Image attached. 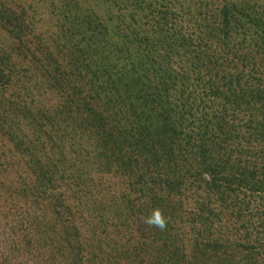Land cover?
<instances>
[{
  "label": "trees",
  "instance_id": "obj_1",
  "mask_svg": "<svg viewBox=\"0 0 264 264\" xmlns=\"http://www.w3.org/2000/svg\"><path fill=\"white\" fill-rule=\"evenodd\" d=\"M107 1L128 9V0ZM158 4L160 12L149 6L152 33L138 40L140 33L128 38L109 8L105 18L125 40L105 52L107 30L100 34L97 17L79 2L0 0V161L25 160L31 181L23 210L12 202L19 220L11 213V234L19 229L26 252L18 263L2 254L0 264H264V234L251 241L235 203L236 193H264V185L250 183L254 165L247 168L243 146L233 154L231 129L232 119L247 121L264 155V0ZM179 10L194 23L189 28L200 17L210 25L204 40L176 25ZM75 138L86 139L94 156L73 151L84 156L82 172H90L66 180L59 168ZM181 163L191 170L195 164L199 186L184 178ZM104 175L118 177L121 189L108 191ZM57 183L81 190L77 202L91 220L96 252L80 251L74 223L40 221L38 207ZM96 184L103 192L96 187L94 196ZM196 192L197 216L189 212ZM155 207L168 218L163 232L140 221ZM97 231H116V238L102 240ZM57 235L68 239V253L56 254L63 247L55 250ZM38 239L47 254H33Z\"/></svg>",
  "mask_w": 264,
  "mask_h": 264
},
{
  "label": "rangeland",
  "instance_id": "obj_2",
  "mask_svg": "<svg viewBox=\"0 0 264 264\" xmlns=\"http://www.w3.org/2000/svg\"><path fill=\"white\" fill-rule=\"evenodd\" d=\"M73 3H78L79 2V7L82 8L83 10H86L88 12H92L94 16L97 17L96 21H94V27H98L100 34L105 32L106 37H104V40L106 41V38H108L103 46H101V49L107 48L105 52H109L115 45L116 43H124V40L118 41L116 38V31H115V26L111 25L110 23L107 22L105 16L106 12L109 8H112L114 11V16L116 19V22L119 24H123L122 28L128 29V38L132 40L131 34L133 32H139V36L136 37L138 40L139 37L145 36L144 34L147 32L152 33V30L149 29V27L146 28L147 25L152 23V16L150 15V9L149 6H152L154 9H156L158 12H160L158 9V2L160 3V0H154V2H151L150 0H147L148 4H144V0H128V9H126L125 6L123 5H118L115 7L111 3H109L107 0H70ZM101 6V8L96 9L97 6ZM175 6H179L178 3L174 4ZM148 7V8H147ZM177 14V13H176ZM179 17L176 18V25L178 27L182 28L183 30L187 29L186 31H189L192 36L197 39L198 36H202V39L208 35L210 28L208 24H205L203 21L202 17L198 18V27H191L193 26L194 23H190V19L187 17L186 13L182 12V10L178 11ZM159 18L158 16L154 17V22H156V19ZM131 21L134 22V25H128L126 26V23H130ZM197 26V25H196ZM152 27V26H150ZM193 37V38H194ZM154 37H152L153 39ZM127 39V38H126ZM135 40V41H136ZM207 41V40H206ZM196 42L194 46H197L198 41ZM204 42H201L203 44ZM207 44V43H204ZM123 56L126 58L127 55L123 54ZM128 62V61H127ZM126 62V63H127ZM179 91L181 89L179 88ZM231 126H233L232 129V152L235 151V145H240L243 146V151L246 154L243 155V159L245 162L251 161L252 163L247 166V168H251L254 165V169L251 170L253 171L254 177L252 178L253 180L250 181V183L255 184L257 186L258 182H262L264 185V180L263 178V173H264V155L262 151L259 149H256L257 146L255 145V139H258V134L256 133H251L249 126L247 125V121L242 123V121H237L236 119L231 120ZM234 131H237L236 133ZM254 136V138H253ZM86 139H82V141H79L77 138L71 140L69 142L70 146V152L66 154V160L65 164L61 165L59 168V173L62 174V176L65 177L66 180H68L70 177H73L75 175L76 177H79L80 172L83 171V163L80 162L84 160L81 159L82 155H80L81 151L84 152L85 154H89L90 156H94L91 152L93 151L92 147H89L86 145ZM247 143L251 144L250 148L246 145ZM254 149V151H253ZM73 151L79 152L74 153ZM183 151V150H182ZM72 152V153H71ZM234 154V152H233ZM87 155V156H89ZM86 156V155H85ZM180 159V158H179ZM193 157L189 156L188 162L193 163L192 161ZM235 160L236 157H235ZM88 165V164H86ZM181 165L185 166V172L186 175L184 178L190 179L189 181L191 183H195L199 186V181L200 177L197 173V167H195L194 164V169L191 170L188 165L185 163H181ZM28 165L25 160H20V158L16 159H6L2 158L0 161V184L2 185L0 189V202L2 204L10 209V212H6V209H4V206L0 204V261L1 258L3 257L2 254L7 255L8 257L11 256L14 260L19 261L22 260L24 256V251L26 252V247H22L20 244L21 238H19L17 235V232L19 229H16L15 232H13V235L11 234L12 229H14V223L13 219H11V213L13 208H21L23 210V207L25 206L27 201V198L29 195L26 193V189L28 188L26 184H28L30 181V176L28 175ZM90 172L87 170L86 172H82L83 174ZM91 172H95L92 170ZM95 176L97 174H94ZM256 175V177H255ZM187 176V177H186ZM61 177V176H60ZM59 177V178H60ZM101 183L108 187V191L111 190L113 192H116L117 190L121 189V184L119 183V179L116 176H111V175H104L99 178ZM187 182V180L185 181ZM201 182V181H200ZM99 183V182H98ZM58 187L54 190V192H49L47 194L48 199L45 198V201H42L38 207V216H41L40 221L43 222L45 216L48 217V219L55 218V220H58L59 222H66L67 224L74 223L78 228L79 231L81 232V237L78 239V244L80 246V251L84 252V254H90V252L94 251L96 252V247L93 245L95 244V240L97 241V237H95L94 234H90L92 226L91 225V220L87 217V213L85 212L84 206L80 203L77 202L81 198V190L80 189H69V187H65L64 184L62 183H57ZM75 185V183L71 184V186ZM90 186V185H89ZM84 187V186H83ZM82 187V188H83ZM98 187L100 188L99 190L102 189V187L98 184L93 185L92 190L95 192L94 196H97L98 189L96 190L95 188ZM85 188V187H84ZM260 188V185L258 186ZM256 187V189H258ZM102 191V190H101ZM103 192V191H102ZM53 193V194H52ZM207 193V192H206ZM196 198L193 199V204L189 206V212L193 213L195 216L199 214L197 210H201L199 204H201L202 199L200 198V195L198 192H196ZM236 198H235V203L236 207L238 208L239 212L243 215V219L249 226V234L252 235L251 241H254V238L257 233H260V236L263 237L262 234H264V199L262 196H264L263 192H253L248 189H244L243 192H238L236 193ZM208 198H210V193L206 194ZM233 194H231L232 196ZM60 200V201H59ZM14 205H19V207H15ZM58 202L61 203L62 206L58 205ZM198 202V205H197ZM80 203V206L77 205ZM215 208H217V205L219 204L218 201H214ZM6 212V213H5ZM61 213L62 218H56V215ZM13 218L16 220H19L16 216V213H12ZM238 214V213H236ZM59 215V214H58ZM235 216V215H234ZM228 219H231L230 217H225L224 221L226 222ZM89 223V225H88ZM136 229V226L134 227ZM186 230V229H185ZM108 231V230H106ZM111 232H102V231H97V235L99 238H102V240L105 239H110V238H116V231L114 232V235L110 234ZM133 233V231H132ZM136 232H134L135 234ZM133 234L132 237V244H135V235ZM184 234H188L187 230L184 232ZM240 236L243 237V235L240 234ZM15 237L17 238V246L11 245L9 248V244H7L5 241L8 240H15ZM120 243L121 237H119ZM39 244H38V251L33 250V254H41L48 252V250L42 245L43 241L41 242L40 239ZM68 239H62L61 236L57 235L56 241L54 242L55 244V250L57 249V245H61L63 247H60L58 251L56 250V254L62 255L66 254L69 252L71 249L70 245L68 243L63 244L64 241H67ZM125 244V242H124ZM123 243L121 245H124ZM72 246V245H71ZM106 247V245H104ZM3 249V251H2ZM126 249V248H125ZM101 250H105L102 248ZM144 250L141 252V255H144ZM60 260L63 262L64 260L60 258Z\"/></svg>",
  "mask_w": 264,
  "mask_h": 264
},
{
  "label": "clouds",
  "instance_id": "obj_3",
  "mask_svg": "<svg viewBox=\"0 0 264 264\" xmlns=\"http://www.w3.org/2000/svg\"><path fill=\"white\" fill-rule=\"evenodd\" d=\"M140 221L148 229H157L161 232L165 231L168 227V218L165 216L163 210L159 207L153 208L148 215L140 216Z\"/></svg>",
  "mask_w": 264,
  "mask_h": 264
}]
</instances>
